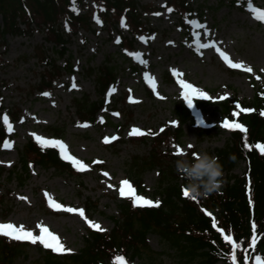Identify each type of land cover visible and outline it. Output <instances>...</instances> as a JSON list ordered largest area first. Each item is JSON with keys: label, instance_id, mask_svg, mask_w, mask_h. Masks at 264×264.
<instances>
[{"label": "rangeland", "instance_id": "rangeland-1", "mask_svg": "<svg viewBox=\"0 0 264 264\" xmlns=\"http://www.w3.org/2000/svg\"><path fill=\"white\" fill-rule=\"evenodd\" d=\"M138 1L143 4L152 3L156 7L164 6V0ZM263 2L264 0H252L255 7ZM247 4L248 0H240L239 3L234 0L233 4L228 0L222 4H218V0H193L194 10L186 17L166 9L143 14L153 31L137 36L133 48L128 51L116 40L119 32L127 33L124 25L110 28L103 25V22L96 21L93 25L96 32L81 30L68 43L73 55V72L64 75L54 85V89L47 91L51 96L31 91L30 85L39 80L43 66L35 57L28 60L22 58L32 55L33 46L42 41L44 33L35 31L27 36L8 35L4 44L0 43V90L3 99L0 122L4 124L5 113L11 119L16 106L20 108V115L17 120H10L13 131L9 132L7 129L13 147L4 148L0 144V167L5 169L0 172V194H3L0 201V222L23 224L37 235L38 223H46L58 234L66 247L74 250L70 253H59L60 255L78 251L83 245V236L89 225L78 213L52 209L44 195L47 191L56 201L73 207L84 208L88 197L97 199L96 207L86 215L99 222L104 231H108L113 226L112 216L117 214V199L121 197L119 182L125 178L131 181L128 171L129 156L135 152H144L148 148L144 143L132 142L126 138L132 136L129 133L133 126L146 132L151 127L156 128L159 124H170V120H176L173 113L174 101L185 100L178 82L180 78L187 79L214 97L227 92L229 95L226 98L251 101L256 92L264 91V21L253 16ZM75 7L78 11L82 10L79 5L75 4ZM190 20H197L200 24L206 22L208 32L205 33L198 24L189 23ZM196 33L200 35L197 36ZM141 36L146 40H140ZM209 40H215L231 58L251 65L253 72L249 73L245 68H231L214 47L201 48L203 55L197 53V42L206 43ZM169 41L173 43L169 44ZM51 45L47 44L48 47ZM133 52L140 53L141 57L137 59L130 55ZM64 56L57 57L59 64L63 63ZM106 60L111 61L118 69L115 81L109 87H115L116 91L110 95L107 91L104 106L96 111L95 120L89 122L87 127L81 126L82 122L77 120L72 105L73 99L87 94L90 101L98 100L94 77L87 72V68H97ZM142 60L148 63H142ZM173 67L178 68L183 76H174L171 72ZM146 72L156 78L157 88L152 89V97L148 96L145 89V84H149L144 75ZM166 73H169L172 80L167 79ZM73 77L76 78L78 88L71 87ZM157 91L161 94L159 97L156 95ZM125 92L128 97L123 101L122 95ZM129 96L135 99L130 101ZM200 98L205 97L194 96L190 102L185 101L193 105ZM208 100L209 103L193 107L192 112L199 124L209 129L210 135L199 139L192 124L186 122L182 137L172 146L178 157H186L189 145L196 146V153L201 150L212 153V150L221 147L229 137V129H225L222 124L225 118L218 106L220 99ZM100 116L104 117L103 122L99 119ZM107 120L112 124L106 123ZM113 123L122 126L116 127ZM51 128H57L58 132ZM118 128L126 140L114 146L104 145L103 137L117 136L120 131ZM34 132L47 139L64 140L68 151L89 164L90 168L80 171L77 176L69 177L56 173L53 168L36 166L29 170L24 184L19 185L16 177L8 176L7 170L17 162L19 152L28 139H35L32 135ZM177 145L184 149V153H177ZM94 160L102 163L93 164ZM243 169L244 163L241 162L234 172L240 173ZM102 170L107 171L109 176H105ZM157 178L155 169L146 170L142 174L146 192L138 195L155 200L158 197L155 194ZM23 196H27L29 200L25 201ZM148 242L154 251L164 248L156 233L148 235ZM39 244L41 243L30 242L26 245L13 264H39ZM161 256V264H185L174 254L166 253ZM127 264L144 263L138 257L128 260Z\"/></svg>", "mask_w": 264, "mask_h": 264}, {"label": "trees", "instance_id": "trees-1", "mask_svg": "<svg viewBox=\"0 0 264 264\" xmlns=\"http://www.w3.org/2000/svg\"><path fill=\"white\" fill-rule=\"evenodd\" d=\"M74 1L83 8L81 12L71 8L70 0H0V43H4L7 34L26 35L37 29L43 31L44 39L54 45V48H48L44 42H40L34 46L33 55L43 66V70L39 81L31 85V91L52 89L63 74L72 72L73 55L67 44L81 30L95 31L94 15L100 17L103 24L110 28L122 24L121 19L124 18L130 36L121 34V45L129 49L135 36L148 30L142 10L149 12L157 9L151 3L141 4L138 0H92L94 6L84 0ZM164 1L167 8H173V13L185 14L191 9L192 3L189 0ZM20 23L25 28H21ZM66 23L68 27L65 26ZM57 45L60 46L58 49ZM56 54L57 57L66 54L62 65L58 64ZM117 71L116 66L108 60L98 68H87V72L95 77L100 96L114 80ZM166 77L171 79L168 73ZM145 87L148 96L152 97L151 88L147 85ZM261 93L263 92H256L251 101H239L242 107L254 109L253 112H241L239 116L233 115L236 109L234 99L224 98L218 102L222 115L247 126V140L252 145L251 148H245V134L238 129H230L225 143L212 150V154L218 156L224 168L225 183L220 192L196 200L183 195L182 189L186 182L175 167V161L180 157L171 148L182 137L186 122L192 123L199 139L210 135V131L194 120L183 100H176L173 104L177 120L175 127L162 123L160 128L151 127L143 134H134L128 138L132 142L148 145L144 152H135L129 156L128 171L132 182L139 192H145L142 174L146 170L156 169L158 186L155 194L158 195L156 200H160L161 204L134 206L131 197L118 198L117 214L112 216L113 226L108 231L87 226L82 247L68 255H60L39 244V264H121L117 260L119 256H123L126 261L139 257L144 264H161V255L166 253L174 254L185 264H217L231 261L232 245L230 241L224 240V235L233 236L241 245L236 253L237 264H254L256 254L264 255V154L255 147L257 142L264 143V115H261L264 98ZM126 98L125 93L123 101ZM2 102L0 90V109ZM198 103L206 104L209 101L201 99ZM72 105L79 121H94L96 111L102 105V97L99 101H90L84 95L80 99L74 98ZM19 110L16 106L12 112V120L18 119ZM113 125L117 127L120 124ZM51 129L58 132L57 128ZM119 130L118 139L105 145L114 146L127 139ZM5 136L7 127L0 123V141ZM196 150V146H191L186 158H192ZM233 155L235 159L230 158ZM241 162H244V169L235 173V168ZM36 166L52 167L56 173L69 177L80 174L71 162L62 158L58 146L42 145L29 139L20 150L18 161L7 170L8 176L16 177L18 184L23 185L29 176V170ZM2 171L5 169L0 167V172ZM2 197L3 194H0V201ZM96 205L97 199L88 197L84 203L85 213ZM205 209L213 216H209ZM213 217L217 221L215 226L212 223ZM253 222L257 225V244L250 248ZM221 228L225 230L223 233L220 232ZM150 233H156L160 237L164 244L163 250L154 251L150 247ZM28 244L23 240L0 236V264H13ZM245 255L250 257L247 261L244 259Z\"/></svg>", "mask_w": 264, "mask_h": 264}, {"label": "snow or ice", "instance_id": "snow-or-ice-1", "mask_svg": "<svg viewBox=\"0 0 264 264\" xmlns=\"http://www.w3.org/2000/svg\"><path fill=\"white\" fill-rule=\"evenodd\" d=\"M237 2L239 3L240 0H237ZM247 6L251 10L253 16H255L260 21H264V9L255 7L252 3V0H248ZM73 8L77 11L79 10L78 8L75 7V4H73ZM167 11L172 12L173 8L168 7ZM157 15H159V13H157ZM94 19H96V21L98 23L103 22L100 20V17H98V16L94 17ZM121 23L124 25V27H128L127 23H125L124 18L121 19ZM189 23L198 24L199 27L204 29L205 33H207L209 30L206 22L204 24H200V22L197 20H190ZM65 26L68 27L67 23ZM195 35L199 36L200 34L196 33ZM116 40H117V42H119L120 37H117ZM140 40L145 41L146 38L144 36H141ZM168 43L171 44V43H173V41H169ZM197 43H199V47L196 48V52L199 53L200 55L204 54L201 51V48L206 49L209 47H214L215 51L217 53H219L220 57H222V59L231 68H235V69L245 68L249 73L253 72V68L251 65L245 64V62L243 60H235V59L231 58L229 53L227 51L222 50V48L217 44V42L215 40H209L206 43H200L198 41ZM125 51H128V50L125 49ZM130 55H132L133 57H135L137 59H139L141 57V54L138 52L130 53ZM141 62L145 63V64L148 63L146 60H142ZM171 72L174 76H176L178 78L183 76V73H181L180 70L176 67H173L171 69ZM144 75H145V77L148 78V83L151 85L152 89L155 90L157 88L156 78L154 76H151L147 72ZM259 78L260 77H257V79H259ZM178 82H179L180 86L182 87L181 95L185 98V100H187L189 102L191 101V98L194 96L205 97L207 99H221L222 100L229 95V93L225 92L222 96L214 97V96L210 95L207 91L197 87L193 83H190L187 79L180 78L178 80ZM71 87L72 88H78L79 87V85L76 83L75 77L72 78ZM115 91H116V88L111 87V88H109L108 93L110 95L111 93H113ZM261 94L264 95V93H261ZM42 95L51 96L52 94L50 92H44V93H42ZM156 95L159 97L161 94L157 91ZM128 99L131 101V100H134L135 98L133 96H129ZM53 103H55V102L53 101ZM253 111H254L253 108L241 107L240 103L236 102V109L233 111V115L239 116L241 112L248 113V112H253ZM115 114L120 115L119 113H115ZM261 115H264V109H261ZM99 119L101 120V122H103L104 117L100 116ZM3 122H4V125L7 127L9 132L13 131V125L10 122L9 115L7 113H5L3 115ZM78 123H80V122H78ZM169 123L172 125H176L177 121L176 120H170ZM88 124H89L88 121H84L81 126L87 127ZM222 124H223V127L225 129H233V130L238 129L241 132H243L245 134L244 147L245 148H251L252 147V145L250 143H248V140H247L248 129L244 123H241L239 121L224 119L222 121ZM143 132H144V130L142 128L133 126V128L131 129V132L129 134L130 135L143 134ZM32 135L34 136L36 141L40 142L42 145L58 146L60 149V155L62 156V158L65 160L71 161L73 166L76 167V169L78 171H84V170H87L90 168L89 164L85 163L83 160L77 158V156L71 154L68 151V145L64 142V140H62V139H47L46 137H44L42 135H38L35 132L32 133ZM116 139H118V136H116V135H111V136L106 135L103 137V140L106 143L111 142V141H115ZM3 147L4 148H12L13 147V141H11L9 139H5L4 143H3ZM189 147H191V145H189ZM255 147L257 149H259V151L262 154H264V143L257 142ZM176 150H177V153H180V154L184 153V149L182 147H180V145H177ZM196 154L197 153H195V152L193 153V155H196ZM8 163H11V161H9ZM92 163L93 164L102 163V161L94 160ZM103 174L105 176H109V173L107 171H103ZM119 183H120L119 195L121 197H131L132 203L134 206H138V205L159 206L161 204L160 200L149 199L145 196L138 195L136 192V189L134 188L132 182L129 179H127V178L122 179ZM109 187H115V185H109ZM182 192H183V195L185 197L190 196V194L186 188H183ZM44 195L47 197V202L52 209L66 210L70 213H78L87 222V224L89 226H91L93 229L104 231V229L101 227V224L99 222L94 221L92 219H89V217L86 215L85 209L83 207H73L71 205H66L64 203H60V202L56 201L52 197V195L49 194L47 191L44 192ZM191 198H192V200L197 199L194 196H191ZM22 199H24L25 201L29 200V198L27 196H23ZM205 212H207V214L209 216H213V214L211 212H209L207 209H205ZM212 223L214 226L216 225L217 221H216L215 217H213ZM38 228H39V234L37 235L33 232L32 229H26L23 224L16 225L12 222H0V234H4L9 238H14L17 240H27L33 244L40 242L46 248L52 249L53 251H55L57 253H70V252L74 251L72 248L66 247V245L61 241V238L58 236V234L55 231H52L49 228L48 224L40 222V223H38ZM252 229H253V237H252L251 244L249 245L250 248H254L257 244V237H256L257 225L255 222L252 223ZM224 231L225 230L223 228L220 229L221 233H223ZM223 238L225 241L231 242V245H232L231 260L233 261V264H237V254L236 253H237V249H239L241 247V245L238 244L237 241L231 235H224ZM244 251L247 252V249H244ZM249 258L250 257L247 255H245V257H244L245 261H247ZM117 260H119L121 262V264H127V261L125 260V258L123 256L117 257ZM254 264H264V256H261L259 254L255 255Z\"/></svg>", "mask_w": 264, "mask_h": 264}, {"label": "clouds", "instance_id": "clouds-1", "mask_svg": "<svg viewBox=\"0 0 264 264\" xmlns=\"http://www.w3.org/2000/svg\"><path fill=\"white\" fill-rule=\"evenodd\" d=\"M235 159V156H231ZM177 172L185 180L190 196L196 198L207 197L214 192H220L225 183L224 168L218 156L206 150L199 151L192 158L176 159Z\"/></svg>", "mask_w": 264, "mask_h": 264}]
</instances>
